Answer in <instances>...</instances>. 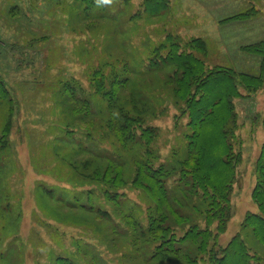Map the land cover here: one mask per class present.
<instances>
[{
  "label": "trees",
  "instance_id": "obj_1",
  "mask_svg": "<svg viewBox=\"0 0 264 264\" xmlns=\"http://www.w3.org/2000/svg\"><path fill=\"white\" fill-rule=\"evenodd\" d=\"M132 1L71 0L70 9L79 20L91 12L109 20V9ZM143 6L142 12L152 16L169 9L170 0H146ZM258 14L251 6L226 21L247 22ZM139 16L136 12L131 19ZM180 44L163 45L152 54V65L158 58L174 62L167 73L171 84L161 94L143 86L133 65L112 54L90 68L89 89L75 77L57 88L70 101L55 127L56 144H62H57L60 150L55 154L63 164L57 172L71 175L65 182L82 178L83 184H39L37 198L48 213L58 220L60 209L76 211L63 221L80 228L75 236L62 233L65 240L56 241L61 252L50 264H264V145L254 168L252 198L257 211L248 212L242 223L250 244L243 232L226 245L219 244L233 218L232 189L243 162L235 100L260 90L262 67L256 75L239 74L231 67L207 69ZM243 48L264 62V41ZM7 87L0 78V106L7 105L14 114L19 105ZM166 99L182 106L188 117L182 145L169 155L161 153L160 132L150 124L151 116L160 117L163 106L158 105ZM144 107H151L153 115L147 116ZM71 109L76 111L73 121H88L87 133L68 120ZM13 126L7 117L0 135V197L5 185L3 159L7 154L8 160L13 150ZM12 194L7 191L5 200Z\"/></svg>",
  "mask_w": 264,
  "mask_h": 264
},
{
  "label": "rangeland",
  "instance_id": "obj_2",
  "mask_svg": "<svg viewBox=\"0 0 264 264\" xmlns=\"http://www.w3.org/2000/svg\"><path fill=\"white\" fill-rule=\"evenodd\" d=\"M145 1L133 0L127 6L108 8L109 20L100 12H91L79 20L70 9L71 0H0V78L19 105L14 114L7 110V105L0 106V135L7 117L11 116L14 123L10 137L13 150L8 160L7 154L3 159L0 264H50L61 252L56 241L65 240L62 233L75 236L80 229L69 224L67 227L63 221L68 213L76 211L60 209L59 222L37 198L39 184H83L82 178L65 182L64 178L71 175L67 172L59 176L57 172L63 164L55 154L60 150L57 144H61H56L59 128L55 127L63 118L61 109L70 104L58 91L59 85L75 77L89 89L90 68L98 67L112 54L133 65L143 86L153 87L161 94L171 84L167 73L173 71L174 62L158 58L157 65H152L150 60L157 48L177 42L188 54L201 59L207 69L231 67L239 74L256 75L262 67L260 90L248 93L243 88L248 94L235 100L243 162L237 168L232 189L233 218L226 234L219 239L224 246L243 232L250 244V235L242 230V223L248 212L257 211L252 192L256 186L255 164L264 145V62L262 56L243 47L264 41V0H170L169 9L152 16L142 12ZM251 6L259 14L249 21H226ZM136 12L141 16L132 20ZM197 40L202 42L192 46L191 42ZM153 67L163 71L157 72ZM194 87L195 84L193 92ZM175 94L180 99V93ZM169 97L175 96L170 93ZM151 107L143 108L147 116L153 115ZM158 107L162 113L159 111L158 118L151 116L150 124L160 132L161 153L169 155L173 147H181L188 117L172 99ZM75 112H68V120L73 121ZM86 121H73L82 134L88 132ZM7 191L13 194L5 200ZM55 206L54 203L52 207ZM106 253L105 259L110 260L111 255Z\"/></svg>",
  "mask_w": 264,
  "mask_h": 264
},
{
  "label": "clouds",
  "instance_id": "obj_3",
  "mask_svg": "<svg viewBox=\"0 0 264 264\" xmlns=\"http://www.w3.org/2000/svg\"><path fill=\"white\" fill-rule=\"evenodd\" d=\"M103 2H104V3H109V2H110V0H103Z\"/></svg>",
  "mask_w": 264,
  "mask_h": 264
}]
</instances>
